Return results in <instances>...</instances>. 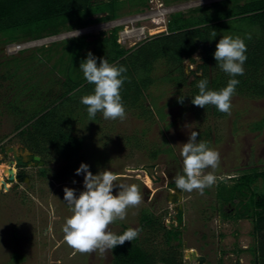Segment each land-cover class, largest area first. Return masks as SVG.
<instances>
[{"label": "trees", "instance_id": "trees-1", "mask_svg": "<svg viewBox=\"0 0 264 264\" xmlns=\"http://www.w3.org/2000/svg\"><path fill=\"white\" fill-rule=\"evenodd\" d=\"M123 1L131 2L139 13L143 10L140 7L150 0L138 3L136 0H0V44L36 42L93 24L115 21L120 17ZM100 14L105 16L92 18ZM123 29L116 27L94 41L81 36L47 47L23 50L19 56H11L0 64L2 106L19 119L15 130L20 143L40 156L46 165L53 157L69 162L83 149L84 139L77 133V126L84 123L88 114L87 106L80 99L91 94L94 85L84 79L79 68L89 52L97 57L98 65L99 59L105 57L109 63L127 69V80L120 89L126 113L150 126L157 121L165 122V110L171 105L178 106L182 115L191 114L197 123L204 125L228 115L213 105L200 108L191 103L198 94L196 85L200 79L207 78L208 88L219 90L232 78L216 66L214 59L216 44L225 35L245 38L247 46L244 74L235 77L239 84L232 98L264 99V0H223L175 13L170 16L166 33L130 49L120 43L119 33ZM213 30L217 32L216 37L211 36ZM249 35L251 39L246 38ZM197 39L200 44L196 43ZM199 50L202 51L201 63L189 76L186 63L195 64ZM167 94L175 95L170 99L172 104H162ZM181 96L183 103L178 102ZM93 121L103 122L102 113H97ZM211 130L208 126L199 132L198 140L210 145ZM249 130L261 133L264 118L251 123ZM141 133V139L130 137L128 144L147 150L151 164L161 155L177 162L174 149L168 146L171 144L165 136L161 145L148 147L143 143L148 129ZM49 173L47 169L38 174L47 177ZM60 175L67 176L68 172ZM230 180L233 184L221 181L218 185L217 199L222 216L226 220L252 222L251 264H264V169L252 168ZM226 206H232L235 213L225 212ZM177 219L182 222L181 211ZM121 226L117 235L130 228ZM138 228L142 231L137 239L111 250L110 264H184L182 232L178 227H166L161 217L145 209L141 212ZM158 238L162 240L160 247L155 244ZM23 260L24 255L14 253L9 264H19ZM236 264H240L239 261Z\"/></svg>", "mask_w": 264, "mask_h": 264}, {"label": "rangeland", "instance_id": "rangeland-1", "mask_svg": "<svg viewBox=\"0 0 264 264\" xmlns=\"http://www.w3.org/2000/svg\"><path fill=\"white\" fill-rule=\"evenodd\" d=\"M138 1L142 0H136V3ZM219 1L223 0H150L146 6L140 7L143 10L139 13L135 12L136 7L131 2L123 1L117 21L93 24L85 29L21 45L0 44V64L11 56H19L23 50L47 47L65 39L86 36L89 41H94L103 34L108 35L116 27H124L119 33L120 43L130 49L151 37L166 33L171 15ZM201 58L202 51L199 50L195 55L196 63H186L185 69L189 76L201 63ZM173 97L174 94H167L162 104H172L170 99ZM2 103L0 100V264H9L14 253L24 255V260L19 264L111 263V251L103 255L98 251L81 254L63 239L62 227L65 219L71 215L69 206L63 200V189H75L77 196L84 190V174H75L81 163L87 164L93 175L102 170L112 171L116 186L136 184L139 187L142 195L140 205L129 207L125 220H116L109 225V230L115 234L121 231V224L138 228L141 212L150 209L163 219L166 227H178L182 232L184 264H195L186 258L185 246L187 250H197L198 254L206 256V264H236L238 261L240 264H251L249 249L254 244L253 224L250 220L224 219L217 190L221 181L230 185L233 184L230 179L240 176L244 171L264 169V130L261 133L249 130L251 123L264 118V99L252 101L233 97L231 114L222 119H212L205 125L197 123L191 114L182 115L179 107L172 105L165 110V122L157 121L151 126L129 113H126L124 121L105 120L102 115L101 123L89 121L85 116L84 123L77 126V133L84 139L83 149L78 156L69 162L53 157L43 166L45 171L50 170L49 176L41 177L38 174L39 166L28 171L30 180L26 179L24 183L6 182L8 174L5 168L9 169L10 165L6 162L8 158L1 154L2 147L19 148L21 143L15 130L19 119L3 108ZM166 126L169 129H165ZM208 126L212 129L209 147L220 154V164L214 172L217 182L211 188H206L203 195L195 190L191 193L182 192V222L179 223L177 209L180 206L167 200L169 191H172L167 187V180L160 184L150 183V186L145 183L147 178L144 172H132V168L151 163L148 151L130 146L128 138L134 136L141 139L142 130L148 129L143 142L148 147L161 145L163 136L170 141L171 146H176L173 147L176 163L166 155H161L156 162V173L162 177L167 171L182 173L179 145L187 143L192 132H202ZM63 171H67L68 175L62 177L60 173ZM210 171L211 168L205 170ZM3 182L7 184V190ZM117 191L118 187L113 194ZM223 210L235 213L232 206H226ZM155 244L162 246L161 238L156 239ZM238 250L244 252L237 253Z\"/></svg>", "mask_w": 264, "mask_h": 264}, {"label": "clouds", "instance_id": "clouds-1", "mask_svg": "<svg viewBox=\"0 0 264 264\" xmlns=\"http://www.w3.org/2000/svg\"><path fill=\"white\" fill-rule=\"evenodd\" d=\"M211 36L216 37L217 32L213 30ZM246 38L251 39V36ZM246 52L245 38L232 35L220 38L214 52L216 66L232 78L228 80L226 87L219 90L209 89L207 78L200 79L196 85L198 94L192 98L191 103L200 108L213 105L219 112L230 115L231 98L239 84L235 77L244 74ZM79 70L84 79L94 85L93 92L80 99L87 106L89 121H93L97 113H102L105 120L124 121L127 114L120 89L127 80V69L109 63L105 57L99 59L98 65L97 57L89 52L87 58L81 62ZM183 99L181 96L178 102L183 103ZM179 146L183 169L182 173L178 172L172 179L181 192L191 193L195 190L203 195L206 188H211L217 182L214 172L219 167L220 154L209 147L207 141L198 140V133L195 131L189 135L187 143ZM209 168L212 171L205 172ZM81 173L84 174V190L78 196L75 189H63V200L71 212L62 227L65 242L81 254L98 251L103 255L116 246L137 239L141 229L130 227L123 234L117 235L109 230V225L116 220H125L128 208L140 205L142 195L138 185L116 186V177L112 171L102 170L93 175L89 166L84 163H81L75 174ZM117 187L119 191L113 194Z\"/></svg>", "mask_w": 264, "mask_h": 264}, {"label": "water", "instance_id": "water-1", "mask_svg": "<svg viewBox=\"0 0 264 264\" xmlns=\"http://www.w3.org/2000/svg\"><path fill=\"white\" fill-rule=\"evenodd\" d=\"M92 1H96V0H92ZM100 16H102V14H100ZM197 44H200V40L197 39L196 40ZM13 152V156L17 161V165L22 166L23 163L19 161V157L17 155V151L15 148H9L7 150V153H12ZM30 160H34L36 163H38V165L40 166V172L44 173L45 172V168L44 166V162L42 161V158L40 156H35V157H31ZM12 164V163H11ZM157 167V164H147V165H143L141 167H136V168H132L131 170L134 171H139V172H144L146 173V175L151 179V181L153 183H161V178L156 174V173H151L150 169L155 170ZM5 173L8 174V180L10 182H13L15 180L19 181V182H23L22 176H16V172L14 171V169H5ZM23 178L26 180H30L28 175H24ZM4 187L6 188V182H3ZM168 201L170 203H178L180 208L182 209V192L181 190L177 189V187H174L172 189V191L169 192V198ZM185 250L187 251L186 253V258L188 259L189 262H194L195 264H206L207 262V257L204 255H200L198 254L197 250H187L186 246H185ZM185 264H189V263H185Z\"/></svg>", "mask_w": 264, "mask_h": 264}, {"label": "flooded vegetation", "instance_id": "flooded-vegetation-1", "mask_svg": "<svg viewBox=\"0 0 264 264\" xmlns=\"http://www.w3.org/2000/svg\"><path fill=\"white\" fill-rule=\"evenodd\" d=\"M117 21V20H116ZM3 148V147H2ZM9 148H15L16 149V151H17V155H18V157H19V161L20 162H22L23 163V165L22 166H19V165H17V161H16V159L14 158V156H13V152L12 153H7V150L9 149ZM3 152L1 153L7 160H6V162L8 163V165H10L9 166V168H11V169H14V170H16V176H19V175H21L22 176V179H23V182L22 183H24L25 182V179L23 178V176L24 175H28L29 176V174H28V171L30 170V169H33V168H38L39 167V165H38V163H36L34 160H30L31 159V157H35V156H37L35 153H33V152H31L30 150H28L27 148H25L22 144H21V147H19V148H17V147H13V146H5L3 149ZM11 154V155H10ZM12 163V164H11ZM45 164V163H44ZM156 164V163H155ZM157 167H158V165H157ZM157 167H156V169L155 170H153V169H150V172L151 173H156V170H157ZM40 170V169H39ZM40 172V171H39ZM38 172V173H39ZM178 172H176V171H167V172H165V174H163V176L162 177H160L161 178V183H165V180H167V187H169L170 188V190H172L174 187H176V185H175V183H174V181H173V177L177 174ZM157 174V173H156ZM29 178H30V176H29ZM15 181H17V180H15ZM15 181H13V182H10L9 180H8V178H7V183H14ZM158 184H160V183H158ZM171 184L173 185V186H171ZM170 192V191H169ZM168 198H169V195H168V197H167V200H168ZM182 212V209L179 207L178 209H177V214H179V212Z\"/></svg>", "mask_w": 264, "mask_h": 264}, {"label": "bare ground", "instance_id": "bare-ground-1", "mask_svg": "<svg viewBox=\"0 0 264 264\" xmlns=\"http://www.w3.org/2000/svg\"><path fill=\"white\" fill-rule=\"evenodd\" d=\"M5 169H8V168H5ZM4 170V169H3ZM15 171V170H14ZM16 172V171H15ZM132 172H139V171H132ZM7 174V173H6ZM145 175H146V173H145ZM146 178H147V180L145 181V183L147 182L148 183V185H150V183H153L152 181H151V179L146 175ZM145 180V179H144ZM2 182V181H1ZM151 186V185H150ZM7 188H8V186H6V190H7Z\"/></svg>", "mask_w": 264, "mask_h": 264}]
</instances>
